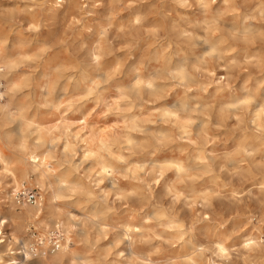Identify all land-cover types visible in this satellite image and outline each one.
<instances>
[{"label": "clouds", "instance_id": "clouds-1", "mask_svg": "<svg viewBox=\"0 0 264 264\" xmlns=\"http://www.w3.org/2000/svg\"><path fill=\"white\" fill-rule=\"evenodd\" d=\"M0 264H264V0H0Z\"/></svg>", "mask_w": 264, "mask_h": 264}]
</instances>
